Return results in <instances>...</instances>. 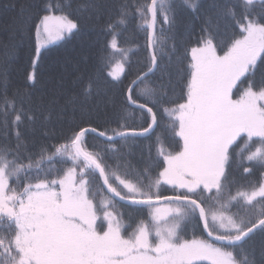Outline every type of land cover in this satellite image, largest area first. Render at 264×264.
<instances>
[{
    "label": "snow or ice",
    "instance_id": "snow-or-ice-1",
    "mask_svg": "<svg viewBox=\"0 0 264 264\" xmlns=\"http://www.w3.org/2000/svg\"><path fill=\"white\" fill-rule=\"evenodd\" d=\"M185 3L196 7L193 0ZM254 4L240 0L243 11L238 19L235 8L224 10L236 20L239 38L221 49L222 54L211 36L191 49L180 99L161 108L178 148L166 151L158 138L155 177L148 168L134 174L126 165L113 166L106 159L109 153L117 155L116 143L158 126L154 108L162 97L147 80L158 67L156 50L163 37L162 29L157 34V16L163 13L164 24L172 21L163 0L136 6L153 52L148 72L126 90L125 103L146 111L151 122L139 131L123 123L111 132L82 127L67 143L53 145L50 154L42 149L38 159L21 155L19 145L15 151L0 146V264H254L247 255L237 258V251L243 253L257 231L264 234V80L258 87L254 80L258 63L264 65V17L252 18ZM128 12L123 7L117 25L109 29L114 32L125 24ZM77 29L78 23L67 15H44L36 29L37 56L41 48ZM109 46L122 56L120 72L108 73L119 80L128 54L118 47L115 35ZM241 83L247 85L243 91ZM21 119L15 116L16 123ZM89 132L105 138L103 153L89 150ZM238 141L243 147L236 152ZM57 157L71 166L53 175L44 161ZM236 157L246 185L229 178ZM256 169L261 170L260 179L249 180ZM97 173L103 181L98 188ZM162 185L171 194L162 192ZM105 189L111 195H103L98 208L96 197ZM120 201L140 206L131 208L127 224L123 213L112 210ZM144 209L147 219L132 227V214ZM188 223L206 237L185 238Z\"/></svg>",
    "mask_w": 264,
    "mask_h": 264
},
{
    "label": "trees",
    "instance_id": "trees-1",
    "mask_svg": "<svg viewBox=\"0 0 264 264\" xmlns=\"http://www.w3.org/2000/svg\"><path fill=\"white\" fill-rule=\"evenodd\" d=\"M146 2L0 0V146L15 151L19 145L21 155L38 159L42 149H47L50 154L54 150L53 145L67 143L73 132L82 127H95L98 132H111L122 123L136 130L146 127L150 123V115L125 103L126 90L132 81L151 66L147 32L143 21L135 14L136 6ZM193 2L195 9L189 7L185 0H163L172 23H162L163 13L157 16V34L162 29L163 37L156 50L158 67L149 74L147 83L162 97V103L154 108L158 126L148 134L116 143L114 146L118 153L116 156L109 153L107 163L126 165L128 171L134 174L148 168L155 177L158 174L156 162L160 159L157 155L158 138L166 151L178 148V138L173 137L161 108L168 106L170 101L180 99L187 82L191 49L201 46L202 40L211 36L218 54H222L221 49L230 46L234 38H239L236 20L231 15H225L224 10L235 8L238 19L243 11L239 7L240 0ZM123 7L129 8L127 22L118 25L113 32L108 26L117 25ZM46 14L67 15L78 23V29L57 43L41 48L37 56L36 29ZM251 15L253 19L264 17L261 0H255ZM114 35L118 47L128 54L123 60L124 69L119 80H113L108 75L111 71L120 72L117 65L122 60L121 53L114 52L109 46ZM29 75H33L34 79L29 80ZM254 80L257 87L264 80V65L258 63ZM89 86L91 94H87ZM246 86L241 83L239 88L243 91ZM17 114L22 117L19 123L15 122ZM85 141L90 151L103 153L106 147V141L96 133H86ZM233 147L239 152L243 143L238 141ZM238 161L239 157L233 160L229 178L237 184L246 185L248 181L243 178ZM69 166L70 161L64 162L59 157L44 161L45 169L51 167L53 175ZM260 172L256 169L248 179L259 180ZM94 184L97 188L102 186L98 176ZM165 189L167 194H171V189L162 185L161 191ZM105 194L108 195L104 192L96 197L98 208ZM132 207L140 206L118 202L112 210L123 213L124 223L127 224ZM132 215V227H135L139 219H147L148 210ZM183 236L188 239L206 237L192 223L184 226ZM262 253L264 234L257 231L245 244L243 253L237 251V258L247 255L254 264H264Z\"/></svg>",
    "mask_w": 264,
    "mask_h": 264
},
{
    "label": "water",
    "instance_id": "water-1",
    "mask_svg": "<svg viewBox=\"0 0 264 264\" xmlns=\"http://www.w3.org/2000/svg\"><path fill=\"white\" fill-rule=\"evenodd\" d=\"M147 45H148V40H147ZM148 49H149V51H150V55L152 56V49H150L149 48V46H148ZM154 71V70H153ZM152 71V72H153ZM146 72H148V70L147 71H145L144 73H146ZM151 72V73H152ZM143 73V74H144ZM151 73H149V74H151ZM143 74H141V75H143ZM136 80V79H135ZM155 127V126H154ZM97 135H98V132L96 133ZM148 134V133H147ZM99 136V135H98ZM100 137V136H99ZM100 138H102L103 140H105V138L104 137H100ZM118 139V138H117ZM97 176H98V173H97ZM98 178H99V176H98ZM100 182H101V185L103 184V181L100 179ZM105 192H106V189H105ZM109 196L111 195L110 193H107ZM117 200H118V198H116ZM120 202H122V203H127V202H125V201H120ZM204 235L206 236V233H204Z\"/></svg>",
    "mask_w": 264,
    "mask_h": 264
},
{
    "label": "rangeland",
    "instance_id": "rangeland-1",
    "mask_svg": "<svg viewBox=\"0 0 264 264\" xmlns=\"http://www.w3.org/2000/svg\"><path fill=\"white\" fill-rule=\"evenodd\" d=\"M41 21V20H40ZM67 35V34H66ZM65 35V36H66ZM62 40V39H61ZM58 41H60V40H57V41H55V42H53V43H51V44H54V43H57ZM50 45V44H49ZM147 47H148V45H147ZM148 51H149V49H148ZM152 52H153V50H152ZM149 54H150V51H149ZM151 56V55H150ZM150 122H151V120H150ZM137 131H139V130H137ZM101 202V201H100ZM166 204V203H165ZM100 205V204H99ZM101 211V214H102V209L100 210Z\"/></svg>",
    "mask_w": 264,
    "mask_h": 264
}]
</instances>
